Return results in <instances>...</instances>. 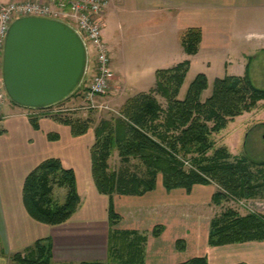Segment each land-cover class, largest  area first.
<instances>
[{"label": "crops", "instance_id": "0c3cea01", "mask_svg": "<svg viewBox=\"0 0 264 264\" xmlns=\"http://www.w3.org/2000/svg\"><path fill=\"white\" fill-rule=\"evenodd\" d=\"M124 1L107 0L105 26ZM129 2L132 28L137 36L149 39L148 60L141 65L135 62L137 71L145 69L153 76L159 69L189 60L182 87L204 74L208 88L202 96L212 92L216 79L227 75L248 76L256 87L264 89V0ZM190 28L201 31L199 50L193 55L186 53L181 42L182 34ZM107 44L112 64L114 46ZM122 68L121 74L114 73L118 79L126 78ZM155 86L156 76L148 90L141 91ZM5 104L0 120V264H14L11 254L23 252L41 239L51 242L56 263L122 264L139 253L137 258L143 264H178L194 257H205L209 264H264V240L208 244L210 221L220 211L212 202L216 185L196 184L189 192L184 188L168 191L161 178L155 189L143 195L102 194L91 173L94 132L89 129L75 136L70 126L45 113L11 105L5 109ZM259 107L253 113L264 114ZM31 116H38L37 127ZM49 158H58L74 170L80 196L71 218L57 225L32 218L22 198L27 175ZM203 203L209 210L198 207ZM110 205L119 216L112 228ZM156 226L163 227L158 236L152 234ZM179 240L182 243H177Z\"/></svg>", "mask_w": 264, "mask_h": 264}, {"label": "trees", "instance_id": "16d2710c", "mask_svg": "<svg viewBox=\"0 0 264 264\" xmlns=\"http://www.w3.org/2000/svg\"><path fill=\"white\" fill-rule=\"evenodd\" d=\"M200 41L198 28L186 30L181 37L189 55L197 53ZM189 66V60H185L173 67L157 70L154 89L129 97L120 108L118 117L104 119L94 129V142L90 148L91 173L100 193L108 196L143 195L155 189L161 175L168 191L184 188L189 192L196 184L216 185L217 190L212 196L216 205L264 198V160L257 162L245 156L232 157L224 147L216 149L212 157L207 156L213 148L209 141L211 134L221 132L235 117L255 108L264 100V89L256 87L248 76L227 75L214 81L211 94L203 100L202 93L208 88V81L200 73L181 99L179 93ZM157 94L166 99V108L158 101ZM37 118L31 116L34 127H37ZM52 118L70 126L75 136L90 129L89 122L74 117V113L53 115ZM114 152L126 163L119 171L110 170L109 161ZM131 158L142 162V174L130 171L127 164ZM54 183L68 188L62 204L52 203ZM22 198L27 212L35 220L49 225L66 222L80 203L74 170L63 166L58 158L42 161L27 175ZM109 219L111 228L119 219L112 205L109 207ZM162 230L163 227L156 226L152 234L158 236ZM263 240L264 214L251 212L243 216L228 207L210 221V246ZM177 243L182 242L179 240ZM132 255L122 264H143L137 258L139 253ZM9 258L14 264H72L53 261L52 245L48 239L38 240L32 247L13 253ZM178 264L209 262L205 257H194Z\"/></svg>", "mask_w": 264, "mask_h": 264}, {"label": "rangeland", "instance_id": "374dc122", "mask_svg": "<svg viewBox=\"0 0 264 264\" xmlns=\"http://www.w3.org/2000/svg\"><path fill=\"white\" fill-rule=\"evenodd\" d=\"M130 4L129 0L124 1L117 7L118 14L109 15L106 19L103 33L104 41L114 46L113 53L111 54L112 64L110 63L112 70L116 75L121 74V66L125 64L124 69H122L126 78L118 79L115 76L110 90L102 96L92 99L84 96L83 90L92 75L93 59L91 57L90 68L80 89L72 97L57 106V108L61 109H71L69 110L71 113H75L81 120L89 122L90 131L92 132L100 121L104 119L113 120L118 117L120 108L129 97L144 92L141 90H148L155 81V75L150 76L145 69L141 71L136 70L137 65L135 62L139 61L140 64L142 61L148 60L149 39L144 36H137L135 29L132 28L134 15L130 12ZM116 34H118L117 37ZM139 83H142V86H139ZM189 83L190 81L181 88L179 98L182 99L186 95ZM210 92L209 90L204 93L202 99L204 100L208 97ZM157 99L162 107L166 108V99L159 94H157ZM259 103L260 107L258 109L264 111V102L260 101ZM5 105V109L9 105L16 106L10 100H7ZM252 110L244 111L235 117L221 132L211 134L209 141L213 143V148L208 151V157H212L216 149L224 147L232 157L245 156L257 162L264 160V122H258L264 121V114L256 115ZM188 155V157H191L190 154ZM125 164L118 153L114 152L109 161L110 170L119 171ZM127 165L132 172L136 171L142 174L141 172L144 171L143 164L139 159L131 158ZM186 165L190 166L189 161H186ZM160 180L161 175L158 176V181ZM67 191V186H60L54 183L51 194L52 203L54 205L62 204L66 199ZM198 207L209 210V206L205 203L198 205ZM218 207L219 213L231 207L243 216L251 212L264 214V198L256 197L243 199L238 202H222Z\"/></svg>", "mask_w": 264, "mask_h": 264}, {"label": "water", "instance_id": "95a60500", "mask_svg": "<svg viewBox=\"0 0 264 264\" xmlns=\"http://www.w3.org/2000/svg\"><path fill=\"white\" fill-rule=\"evenodd\" d=\"M87 45L62 19L24 16L9 26L3 53V84L18 107L45 110L81 87L89 67Z\"/></svg>", "mask_w": 264, "mask_h": 264}, {"label": "built area", "instance_id": "2783aa9c", "mask_svg": "<svg viewBox=\"0 0 264 264\" xmlns=\"http://www.w3.org/2000/svg\"><path fill=\"white\" fill-rule=\"evenodd\" d=\"M107 0H7L0 1V120L1 109L8 97L3 84V53L5 37L10 24L24 16L52 17L71 24L87 44L93 61V74L83 90V95L95 98L106 94L114 79L110 66L109 48L103 39L104 12ZM71 109L57 106L45 113L65 115Z\"/></svg>", "mask_w": 264, "mask_h": 264}]
</instances>
